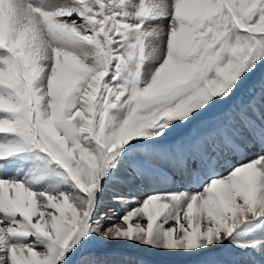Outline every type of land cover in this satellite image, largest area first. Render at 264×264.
I'll use <instances>...</instances> for the list:
<instances>
[{"label":"snow or ice","instance_id":"6c2138e0","mask_svg":"<svg viewBox=\"0 0 264 264\" xmlns=\"http://www.w3.org/2000/svg\"><path fill=\"white\" fill-rule=\"evenodd\" d=\"M114 243L264 264V0H0V264Z\"/></svg>","mask_w":264,"mask_h":264},{"label":"rangeland","instance_id":"374dc122","mask_svg":"<svg viewBox=\"0 0 264 264\" xmlns=\"http://www.w3.org/2000/svg\"><path fill=\"white\" fill-rule=\"evenodd\" d=\"M260 74L257 73L255 77H253V80L250 81V83L254 82L255 80L259 79ZM251 157H248L247 159H250ZM225 172L227 170H224ZM172 190H178V191H189V192H196L199 191V189L195 188H179V189H172ZM125 194H127V190H125ZM140 199L143 198L141 195L139 197ZM111 209V210H110ZM104 211L109 212V215H113L115 219L118 221L119 216L123 213L120 211L119 205L112 204L109 206H106ZM110 254L112 258L125 260V261H140L141 264H174V260L171 257H167L165 255H162L160 253H156L151 249L147 248H131L123 243H114L110 246Z\"/></svg>","mask_w":264,"mask_h":264}]
</instances>
